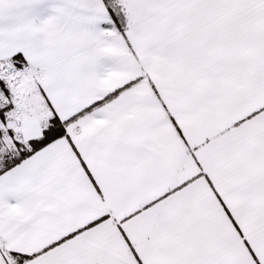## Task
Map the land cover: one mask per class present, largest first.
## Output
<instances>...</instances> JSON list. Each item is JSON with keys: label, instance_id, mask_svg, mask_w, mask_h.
I'll list each match as a JSON object with an SVG mask.
<instances>
[{"label": "snow or ice", "instance_id": "obj_1", "mask_svg": "<svg viewBox=\"0 0 264 264\" xmlns=\"http://www.w3.org/2000/svg\"><path fill=\"white\" fill-rule=\"evenodd\" d=\"M0 264H264V0H0Z\"/></svg>", "mask_w": 264, "mask_h": 264}]
</instances>
